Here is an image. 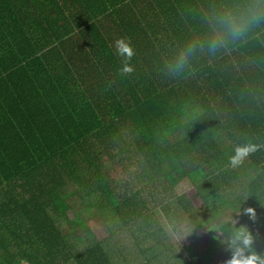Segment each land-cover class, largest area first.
Returning a JSON list of instances; mask_svg holds the SVG:
<instances>
[{
  "label": "trees",
  "instance_id": "16d2710c",
  "mask_svg": "<svg viewBox=\"0 0 264 264\" xmlns=\"http://www.w3.org/2000/svg\"><path fill=\"white\" fill-rule=\"evenodd\" d=\"M208 2L0 0V264H225L234 226L264 253V148L228 166L237 144H264V43L163 72ZM116 158L140 161V186L113 178ZM176 218L215 223L207 248L180 251Z\"/></svg>",
  "mask_w": 264,
  "mask_h": 264
},
{
  "label": "clouds",
  "instance_id": "9594fccd",
  "mask_svg": "<svg viewBox=\"0 0 264 264\" xmlns=\"http://www.w3.org/2000/svg\"><path fill=\"white\" fill-rule=\"evenodd\" d=\"M187 16L193 22L192 29L173 45L163 64V72L169 77L179 78L202 57L213 60L253 41L264 43V0H209L203 9L189 10ZM114 46L121 58L118 71L133 72L129 61L134 49L128 38L116 39ZM260 148L264 144L251 140L237 144L228 158V166H238ZM243 211L250 219L255 218V208L247 207ZM234 228L221 241L231 252L225 264H264V253L255 250L253 235L246 227Z\"/></svg>",
  "mask_w": 264,
  "mask_h": 264
},
{
  "label": "rangeland",
  "instance_id": "374dc122",
  "mask_svg": "<svg viewBox=\"0 0 264 264\" xmlns=\"http://www.w3.org/2000/svg\"><path fill=\"white\" fill-rule=\"evenodd\" d=\"M114 168L112 171V176L115 180L119 181L121 184H126L129 181V186L131 185L133 188L136 186H140V183L137 181L142 177V168L140 161H137L135 164L131 161H127L124 158L120 161L119 158H116L113 161ZM134 164V165H133ZM146 185V183H145ZM130 186V187H131ZM177 191L179 193L185 194L192 202V204L199 208L202 207V200L199 198L195 188L192 186V184L188 180H183L181 184L178 186ZM198 212L197 218L195 220H200L202 218L203 211ZM70 216H72L71 213H69ZM159 218L162 220V222L166 221V218L164 216L159 215ZM98 219V214H87L86 215V221H90L91 224H93ZM239 217H235L233 219L234 223H237L239 220ZM177 224L176 228L179 227V230L181 232L173 233L172 234V241L174 245L180 250L183 251V247L185 246L186 242L191 243L195 246V249L200 251L204 248H207V244L210 241V238L213 236V234L216 231V225L215 223L209 222L205 227L198 226V228H195L194 226L187 224L186 218H176L174 220ZM201 227V228H200ZM101 228V229H100ZM97 229L99 232L98 234H103L104 227H100ZM203 252V251H202ZM207 264H224L222 261H209Z\"/></svg>",
  "mask_w": 264,
  "mask_h": 264
}]
</instances>
